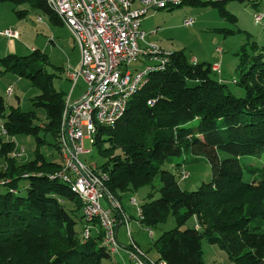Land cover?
<instances>
[{"label": "trees", "instance_id": "trees-1", "mask_svg": "<svg viewBox=\"0 0 264 264\" xmlns=\"http://www.w3.org/2000/svg\"><path fill=\"white\" fill-rule=\"evenodd\" d=\"M0 1L26 2L54 25L63 26L46 0ZM226 2L181 0L177 6H210L235 23ZM217 30L233 35L238 29ZM245 36L246 42L235 53L233 79L242 96L227 89L219 66L216 70L209 62L188 60L183 50L171 51L162 69L147 74L122 116L113 125L96 128L91 144L104 158L96 168L105 173L104 186L117 201L119 193L152 186L156 178L161 183L159 196L152 198L154 191L149 192L136 217L148 228L162 223L168 214L174 218L175 226L154 241L155 263L204 264L201 242L205 239L235 264H264V166L255 182L243 180L241 164L243 156L264 152V45L251 33ZM47 62L37 49L24 56L0 57V73L25 77L39 88L40 94L31 101L46 115L41 125L33 123V112L19 107H10L4 116L0 95L1 126L10 137L31 135L36 144L59 150L65 94L53 86L55 74L44 70ZM193 120H198L197 126H187ZM183 150L193 156L175 163L173 171L163 168ZM15 151L12 140L1 142L0 264H102L110 259L112 254L102 245L99 221L85 220L80 199L69 183L56 176L61 154L54 161L35 151L34 159L22 163L13 155ZM221 153L227 155L221 157ZM201 156L210 163V181L196 190H182L178 181L184 162ZM114 216L119 224L118 212ZM192 216L195 225L183 227ZM86 226L89 233L84 238Z\"/></svg>", "mask_w": 264, "mask_h": 264}, {"label": "rangeland", "instance_id": "rangeland-1", "mask_svg": "<svg viewBox=\"0 0 264 264\" xmlns=\"http://www.w3.org/2000/svg\"><path fill=\"white\" fill-rule=\"evenodd\" d=\"M263 4L264 0L257 2L259 7H262ZM169 8L167 6L163 9L148 10L149 14L154 15L152 18L154 26L146 29V25H143L148 33L145 39L146 42L156 44L165 51L183 50L188 60L194 57L196 61H206L214 64V61L218 60L220 62V58L223 56V63H220V75L225 78V84L231 93L237 97L242 96V90L233 83V79L236 78L237 55L235 53L246 42V32L255 35L264 42V19L260 24L255 23L254 14L256 12L253 0H228L226 9L235 15V23L221 17L217 9L210 6L194 7L183 4L172 9ZM260 9L263 10L264 7ZM38 17L41 18V21L38 20ZM186 19H192V24L185 26L184 21ZM219 28L238 30L233 35H224V33L217 30ZM5 29L16 30L18 39L13 40L0 34V57L8 53L24 56L31 53L32 50H39L48 59V62L44 65V70L55 74L53 86L58 91H62L65 94V98L68 97L72 84L65 78L64 70L67 64L70 65L68 67L74 68L79 62V50L73 42L69 31L64 26L54 25L45 14L31 8L26 2L15 4L10 1H0V32ZM9 40L13 41V43L8 44ZM11 46L14 50L10 49ZM218 47L221 50L220 52L217 51ZM138 66L139 64L137 63L132 64L129 69L132 70ZM83 81L81 78L78 79L74 94L72 93L74 96L79 90L78 87L82 88L84 86L85 82ZM9 88H11L10 96L7 95ZM38 94H40L39 88L29 79L18 77L12 73H0V95H2L5 102L4 116L9 112L10 107H19L23 112H33L35 115L33 123L41 125L45 122V110L42 107H34L31 101ZM3 120L4 118L0 117V146L1 142L12 140L15 149H22L20 156H18L19 162L24 163L34 159L35 151L44 154L49 159L58 161L60 145L59 150H56L50 148L48 144H36L35 138L31 135L18 134L10 137L2 132L1 125ZM197 124L198 120H193L187 126H197ZM46 141L48 143L51 142V138L47 136ZM58 144H60L59 136ZM83 147L88 152L78 156L82 161L93 163L95 166H99L104 162V158L99 154L97 147L92 145L87 139H84ZM226 155L221 153V157ZM191 156L193 155L190 151L183 150L180 157L174 158L172 163L165 164L163 168L173 171L175 163H181L185 157L189 158ZM0 162H2L1 159ZM184 164L188 177L178 181L182 190H196L202 183L210 181V163L203 156L198 161L190 160L184 162ZM241 164L243 166V180L258 181L261 167L264 166V152L259 155L243 156ZM252 166L258 168L254 169ZM23 183L26 182L23 181ZM160 184L159 179L156 178L152 186H143L135 191L127 190L119 193L118 201L125 210L129 224L127 223V227L124 224L118 227V249L116 252L111 253L110 259L103 260L102 264H134L125 249L130 244L127 230L140 244L142 251L140 257L143 263L151 264V262L156 260L157 252L154 247V241L164 231L175 226L174 218L171 214H168L165 220L156 227L141 226L135 222L137 217L136 209L130 203V200L132 198L135 199L139 205L148 200L147 194L151 191H154L152 198L158 197ZM100 204L103 207H108L104 198L100 200ZM195 223V217L192 216L185 222L183 227H191ZM77 230L80 231V226H77ZM150 230L152 232L151 236H149ZM201 245L204 264H235L227 258L225 252L217 245L210 244L205 239H202Z\"/></svg>", "mask_w": 264, "mask_h": 264}, {"label": "built area", "instance_id": "built-area-1", "mask_svg": "<svg viewBox=\"0 0 264 264\" xmlns=\"http://www.w3.org/2000/svg\"><path fill=\"white\" fill-rule=\"evenodd\" d=\"M134 1L46 0L79 50L78 65L67 67L65 71L72 86L65 98L59 133L60 169L56 176L69 183L70 190L80 199L85 220L88 223L94 219L99 221L103 232L102 245L110 253L118 249V221L114 215L118 212L119 224L126 227L128 217L120 203L106 190L105 173L78 156L88 152L83 147L84 139L92 143L98 125H113L122 116L132 95L142 87L147 74L162 69L168 62L171 51L146 42L148 33L141 27L142 18L149 9L174 7L181 3V0H139L140 6L133 8ZM263 17L264 9L256 12L255 23L260 24ZM38 20L41 21V18L38 17ZM192 22V19H186L184 25L189 26ZM0 34L13 40L18 39L16 30L5 29ZM191 61L196 60L192 57ZM136 63L138 67L129 69L130 65ZM214 69L217 70L218 66L215 65ZM80 78L86 87L78 98L72 100L71 92ZM10 94L11 88L7 90V95ZM69 108L71 111L66 118ZM2 132L5 133L3 128ZM21 152L22 149L13 155L18 157ZM187 177L188 172L183 169L180 179ZM103 198L108 207L100 204ZM130 203L136 209V216H139L140 208L135 199L132 198ZM88 229L86 226L82 233L84 238L88 236ZM149 233L152 234L151 231ZM127 234L130 238L128 257L134 264H144L140 257L141 249L131 239L128 230Z\"/></svg>", "mask_w": 264, "mask_h": 264}, {"label": "crops", "instance_id": "crops-1", "mask_svg": "<svg viewBox=\"0 0 264 264\" xmlns=\"http://www.w3.org/2000/svg\"><path fill=\"white\" fill-rule=\"evenodd\" d=\"M259 0H253V4L255 5V12H258V11H260V10H262V9H260V8H263L264 7V4H263V6L262 7H259V5H257V2H258ZM263 1V0H262ZM227 3H228V0H227V2H226V7H227ZM140 6V1L139 0H135L134 2H133V4H132V7L133 8H138ZM153 14H149V11L146 13V15L142 18V21H141V27H142V29L144 30V31H146L145 29H144V27H143V25H146V29L149 27H153L154 26V22H152V18H153ZM263 19H264V17H263ZM263 19L261 20V21H263ZM264 26V25H263ZM147 32V31H146ZM252 37L256 40V42L259 44V45H264V42H263V40L261 41V40H259V38L258 37H256L255 35H253L252 34ZM263 38H264V35H263ZM13 43V41H11V40H9L8 41V44H12ZM10 48V47H9ZM219 48V47H218ZM11 50H14V48L11 46V48H10ZM220 49V48H219ZM221 51V50H220ZM6 55V54H5ZM78 60H79V57H78ZM77 60V61H78ZM223 61V56L220 58V62L217 60V61H214L213 63L214 64H212V65H215V64H217L218 66H219V70H220V68H221V66H220V63H223L222 62ZM77 64V63H76ZM75 64V65H76ZM68 66H70V65H68L67 64V66H66V68H65V70L67 69V67ZM65 70H64V76H65ZM220 74H221V70H220ZM219 74V75H220ZM220 77L223 79V80H225V78L222 76V75H220ZM66 78V77H65ZM67 79V78H66ZM68 80V79H67ZM69 81V80H68ZM78 82V81H77ZM84 82V81H83ZM77 86V85H76ZM85 87H86V85H85V83H84V86L82 87V88H80V87H78L79 88V90L77 91V93L75 94V96L73 95L74 94V90L75 89H73L72 90V92H71V99L72 100H74V99H76V98H78L81 94H82V92L84 91V89H85ZM75 88V87H74ZM70 92V91H69ZM73 93V94H72ZM121 205V204H120ZM121 207H123L122 205H121ZM123 211H124V213H125V210H124V208L122 209ZM126 214V213H125ZM127 216V215H126ZM135 222H137V221H135ZM138 223V222H137ZM128 224H129V222H128ZM122 224H118L117 225V228H116V237H117V235H118V227L119 226H121ZM131 238H132V240L134 241V243H136L138 246H139V248H140V244L131 236ZM126 250H128L129 249V247L127 246L126 248H125ZM127 253V252H126Z\"/></svg>", "mask_w": 264, "mask_h": 264}, {"label": "water", "instance_id": "water-1", "mask_svg": "<svg viewBox=\"0 0 264 264\" xmlns=\"http://www.w3.org/2000/svg\"><path fill=\"white\" fill-rule=\"evenodd\" d=\"M70 111H71V109L69 108L68 111L66 112V118L68 117Z\"/></svg>", "mask_w": 264, "mask_h": 264}, {"label": "bare ground", "instance_id": "bare-ground-1", "mask_svg": "<svg viewBox=\"0 0 264 264\" xmlns=\"http://www.w3.org/2000/svg\"><path fill=\"white\" fill-rule=\"evenodd\" d=\"M176 7V6H175ZM17 150V149H16ZM18 151V150H17Z\"/></svg>", "mask_w": 264, "mask_h": 264}]
</instances>
